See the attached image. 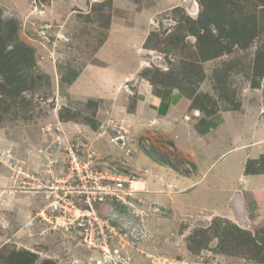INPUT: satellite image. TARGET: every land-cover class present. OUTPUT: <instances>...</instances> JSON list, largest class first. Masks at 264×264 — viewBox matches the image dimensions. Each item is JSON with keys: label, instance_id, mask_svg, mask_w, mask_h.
Masks as SVG:
<instances>
[{"label": "rangeland", "instance_id": "374dc122", "mask_svg": "<svg viewBox=\"0 0 264 264\" xmlns=\"http://www.w3.org/2000/svg\"><path fill=\"white\" fill-rule=\"evenodd\" d=\"M197 1L196 14L187 6L155 22L149 17V35L127 37L148 39L146 45L105 48L114 0H0V264L12 256L16 263L18 253L34 255V264H264V220L245 225L228 207L213 210L220 201L212 206L204 201L208 192H195L186 177L196 166L177 152L170 133L134 117L146 80L178 86L193 106L212 103L207 116L264 108V6L221 1L219 23L254 38L243 47L245 39L222 35L219 45L231 51L209 52L215 58L204 61L208 47L197 43L198 21L188 19H217L206 0ZM9 27L16 42L8 44ZM18 46L30 50L21 69L10 55ZM107 69L116 81L108 89L101 84ZM163 158L174 178L151 183L148 172ZM75 165L124 177L132 193L122 204L97 203L89 226L81 225L68 205L87 208L71 178ZM102 228L114 229L108 248ZM91 230L92 242L85 234Z\"/></svg>", "mask_w": 264, "mask_h": 264}, {"label": "crops", "instance_id": "0c3cea01", "mask_svg": "<svg viewBox=\"0 0 264 264\" xmlns=\"http://www.w3.org/2000/svg\"><path fill=\"white\" fill-rule=\"evenodd\" d=\"M112 5V24L107 33L109 40L105 48L112 42L115 46L146 45L148 39L127 37L132 31L149 35V17L155 22L164 14L187 10L190 6L196 14L198 1L114 0ZM136 14L142 20L140 25L135 18ZM194 18L188 19L192 25L198 21L199 16ZM118 31H121V35ZM137 58L138 55L133 57ZM108 72L109 69L105 71L106 77L101 81L107 89L116 82L114 76ZM146 82V86L136 89L138 99L134 109V117L144 115L146 121H138L139 117L136 121L145 125V128L152 126L154 129L170 133L177 152L188 157L196 166L195 174L186 177L187 180L196 182L195 192H208V198L204 201H212V206H215L216 201H220L219 206L213 210L228 207L238 213L245 225L249 222L252 225L261 223L264 220V108L260 109L259 114L245 115L230 110L207 116V109L211 108L212 103L204 101V105L201 104L200 107L193 106L194 101L178 86L177 88L169 83ZM158 161H155V166L148 172L151 183L155 179L174 178V169L164 164L167 160L163 158V162ZM192 194L190 192L185 195L190 197Z\"/></svg>", "mask_w": 264, "mask_h": 264}, {"label": "built area", "instance_id": "2783aa9c", "mask_svg": "<svg viewBox=\"0 0 264 264\" xmlns=\"http://www.w3.org/2000/svg\"><path fill=\"white\" fill-rule=\"evenodd\" d=\"M73 167L74 169L72 168V174H75L71 178L78 183L77 185H79L78 188L80 189L78 190V193L85 195L84 204L87 208L83 212L76 208L75 203H69L68 205L72 206L73 210L80 215V218L78 219H82V223H80L81 225L89 226L88 223L91 221L90 215L96 213L95 205L97 203H105L107 202L106 200L110 199L121 202L125 200L126 196H129L132 193V185H129L128 187V180L124 177H114L113 174H111L112 176H109L106 173L100 171L95 172L87 166L79 167L75 165ZM130 184H132V182H130ZM70 186L71 185L69 184V187ZM84 221L85 223H83ZM108 231H110L109 228H107L106 231L102 228V231L100 232L101 245L105 246L106 248H108ZM85 234L86 237L91 238L90 241L92 242L91 235L94 234L93 231L91 230V233L85 231ZM106 251L108 250H104V252Z\"/></svg>", "mask_w": 264, "mask_h": 264}, {"label": "trees", "instance_id": "16d2710c", "mask_svg": "<svg viewBox=\"0 0 264 264\" xmlns=\"http://www.w3.org/2000/svg\"><path fill=\"white\" fill-rule=\"evenodd\" d=\"M221 1L227 2L228 0H206V2H203V0H201V3L203 2L202 5H206V6L209 5L210 6V8H211L209 10L210 13L215 14V17L217 19V20L209 19L210 23L208 22V20L205 22V21H201V19H198L199 27L197 28V35H198L199 39H198L197 43H199V42L204 43V45H206L208 47V50L206 52L202 51V56L204 57L203 58L204 61H208V60L215 58L213 56H209V52L223 54V53H229L231 51L230 48H228V50H227L226 46L219 45V44H222V40L224 39L222 35H227V34L233 33V37H236L234 39H237V40L245 39L246 42H244L243 47H247V44H249L250 39L254 38L255 33H252L251 35L239 33L242 31L240 29H243L241 27H237V28L231 27L232 30L227 31L225 29V24L221 25V23H219V20H218L219 18L217 17L216 13H214V12L216 11V7H219V4ZM259 3H262V5L264 6V0H260ZM1 18H4V17H0V21L2 20ZM200 28H201V31H200ZM216 28L219 32L218 34L215 32V31H217ZM14 31H15L14 27L13 28L9 27L8 31L3 33V36L4 37L6 36L5 39H6V41H8V44L11 43L12 41L16 42L15 39L11 38V35L14 33ZM199 31L203 32L202 36H199V34H200ZM2 32H3V29H1V25H0V34H2ZM235 32H237L239 34L236 35ZM0 39H2V38L0 37ZM11 39H12V41H10ZM246 39H248V40H246ZM215 45H219L220 47L216 48ZM232 45L233 44H231L230 46H232ZM21 48L22 47L18 46L17 48H15V50L10 51L11 52L10 55L15 56L16 63L18 62L20 64V66H18L15 69L23 68L27 64L26 61L29 60L30 55L27 52L30 50L28 48H24V47L22 49ZM20 49L22 52H18ZM18 71L23 74L22 70H18ZM20 78L21 77H17V79H20ZM156 161H158V160H156ZM158 162H162V161H158ZM167 165L170 166L171 168L175 169L173 167V165H171L169 163ZM28 255L30 256V258L28 257ZM17 257L19 258V260L15 263L12 260V258H13V256H12V258L10 259V264H31V263L34 264L36 261V257L34 255L28 254V253H18Z\"/></svg>", "mask_w": 264, "mask_h": 264}, {"label": "clouds", "instance_id": "9594fccd", "mask_svg": "<svg viewBox=\"0 0 264 264\" xmlns=\"http://www.w3.org/2000/svg\"><path fill=\"white\" fill-rule=\"evenodd\" d=\"M94 171V170H93ZM95 172H98V171H95ZM128 180V179H127ZM132 183H134V182H132ZM121 204H122V202H121ZM124 205V204H123ZM114 233V229H112V231H110V233H109V239H113V234ZM105 253H109V251H106ZM105 261H106V258L104 259ZM102 262H99V263H97V264H101Z\"/></svg>", "mask_w": 264, "mask_h": 264}, {"label": "flooded vegetation", "instance_id": "af4514ba", "mask_svg": "<svg viewBox=\"0 0 264 264\" xmlns=\"http://www.w3.org/2000/svg\"><path fill=\"white\" fill-rule=\"evenodd\" d=\"M100 261H98L97 263H99Z\"/></svg>", "mask_w": 264, "mask_h": 264}, {"label": "bare ground", "instance_id": "6f19581e", "mask_svg": "<svg viewBox=\"0 0 264 264\" xmlns=\"http://www.w3.org/2000/svg\"><path fill=\"white\" fill-rule=\"evenodd\" d=\"M96 206V205H95Z\"/></svg>", "mask_w": 264, "mask_h": 264}]
</instances>
